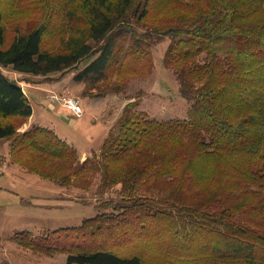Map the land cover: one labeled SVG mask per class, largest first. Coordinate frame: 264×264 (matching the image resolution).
Here are the masks:
<instances>
[{
    "label": "trees",
    "instance_id": "trees-1",
    "mask_svg": "<svg viewBox=\"0 0 264 264\" xmlns=\"http://www.w3.org/2000/svg\"><path fill=\"white\" fill-rule=\"evenodd\" d=\"M50 5L0 0V139L16 163L71 183L97 168L51 129L21 131L33 96L5 68L48 76L95 56L74 78L120 91L167 38L163 63L189 107L157 120L128 104L98 164L102 188L120 185L101 204L111 211L13 238L64 264H264V0H65L60 15Z\"/></svg>",
    "mask_w": 264,
    "mask_h": 264
},
{
    "label": "rangeland",
    "instance_id": "rangeland-1",
    "mask_svg": "<svg viewBox=\"0 0 264 264\" xmlns=\"http://www.w3.org/2000/svg\"><path fill=\"white\" fill-rule=\"evenodd\" d=\"M64 6L65 0H52L50 8L60 15ZM56 24L53 27L57 29L59 37L63 33L60 34L59 30L63 28ZM57 39L46 36L48 45ZM168 43L169 39L166 38L153 46L152 62H148L142 71L130 75L120 91L106 86L104 78H74L95 56L82 60L67 71L48 76L19 75L10 68L4 69L24 84L27 83L25 86H28V90L43 81L54 82L47 87L49 90L62 89L56 84L61 80L64 85L61 94L80 101L84 111L82 116L75 117L60 108L49 110L47 101L42 97H38L39 100L32 98L34 113L20 125V129L24 131L40 126L53 130L75 153L79 162L91 159V165L97 168L88 170L85 179L72 183L63 175L43 176L16 163L10 153L9 140L0 139V150L6 154L7 162L5 172L0 175V264H64L66 254L50 257L34 252L20 245L13 238L14 234L30 231L36 237L44 230L77 226L87 217L111 211L110 206L103 207L101 204L120 199V185L102 188L98 164L103 159L102 149L111 146V139L119 134V118L128 104L135 103L132 109L134 114L146 113L157 120L186 117L189 103L180 96L174 74L163 63ZM47 89L43 90L44 94L48 93ZM74 179L72 175L71 180Z\"/></svg>",
    "mask_w": 264,
    "mask_h": 264
},
{
    "label": "built area",
    "instance_id": "built-area-1",
    "mask_svg": "<svg viewBox=\"0 0 264 264\" xmlns=\"http://www.w3.org/2000/svg\"><path fill=\"white\" fill-rule=\"evenodd\" d=\"M48 104L50 109H55L56 106L64 107L66 110L70 111L73 116L80 117L83 114V108L80 101L72 96L63 95L56 91H50L47 94ZM6 154L0 150V175H2L6 170Z\"/></svg>",
    "mask_w": 264,
    "mask_h": 264
},
{
    "label": "crops",
    "instance_id": "crops-1",
    "mask_svg": "<svg viewBox=\"0 0 264 264\" xmlns=\"http://www.w3.org/2000/svg\"><path fill=\"white\" fill-rule=\"evenodd\" d=\"M19 75H22V73H18ZM51 83H54L53 81H51V82H49V81H43L42 83H40V85L39 84H35V85H33L30 89H31V94H32V96H33V98L36 100V99H38L39 100V98L38 97H42L43 99L42 100H44L45 102L47 101V103H48V99L46 98V94H48L50 91H59V93H61V92H63V91H61L62 89H63V84H61V80H59V82H57L56 84H59V86L62 88V89H58V88H53V90H49V89H47V87H51L49 84H51ZM27 84V83H26ZM56 86V85H55ZM49 90L48 91V93H43V90ZM46 92V91H45ZM32 100V99H31ZM46 104V103H45ZM83 106L86 108V106H85V104H83ZM61 109V110H66L64 107H61V106H56L55 107V109H50L49 107H48V109L49 110H56V109ZM67 111V113L69 112L71 115H72V113L70 112V111H68V110H66ZM34 113V112H33ZM33 115V114H32ZM71 115H69L68 116V118H70L71 117ZM62 139V138H61ZM64 141V140H63Z\"/></svg>",
    "mask_w": 264,
    "mask_h": 264
}]
</instances>
